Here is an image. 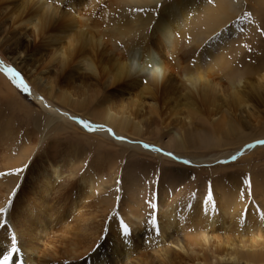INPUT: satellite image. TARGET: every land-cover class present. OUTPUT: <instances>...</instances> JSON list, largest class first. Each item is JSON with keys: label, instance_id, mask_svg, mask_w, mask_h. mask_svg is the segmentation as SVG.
<instances>
[{"label": "rangeland", "instance_id": "obj_1", "mask_svg": "<svg viewBox=\"0 0 264 264\" xmlns=\"http://www.w3.org/2000/svg\"><path fill=\"white\" fill-rule=\"evenodd\" d=\"M71 1L73 2L72 10L68 9L70 8L68 3L61 4L63 5L61 9L69 10L76 18H79L78 15L86 14V10H88L90 13L89 17L92 18L88 20V23L93 19L101 18V20H105V24L107 23V25H110L112 28L113 24L111 20L114 19V26L120 23L121 26L130 28L132 27L130 26L132 25V23L130 24L132 18H128L126 14L129 16V13L135 11L138 13V16L141 17L144 14L157 16L162 7L173 0H160L153 6L143 8L135 5V3H131V5H128L130 4L128 3L125 5V2H129V0ZM78 2L84 3L82 8L76 7L79 4ZM49 3L53 4V1H49ZM157 5H160V7H157ZM38 6L40 5L35 0H0V61H3L6 66L13 67L21 74L25 83L29 86L32 95L44 97V102L46 101L47 104L55 106L61 112H66L78 119L91 122L95 126H102L108 129L110 128L109 126L98 124L88 118V114L93 111V106H90L88 111L79 108H65L56 101L55 97L57 95L59 96L60 93L70 95L71 99L78 101L86 97L88 102L95 104L98 99L107 102L110 99L106 100V97L110 96L113 97L111 102L116 105L115 109H117V107L121 109L122 103L123 107L125 105L124 110L126 111V115L127 113L129 114L130 121L138 124V129L141 131L139 136H135L134 134L131 135L130 133L122 135L110 128L113 130L115 136L125 139L120 141L108 134L107 137L110 139L111 143H107L108 140L96 137L107 131L97 129L89 133L75 121L65 116V120L69 124H61L62 120L59 123L53 124L46 133L45 139L39 143V145L37 144L40 139V133L37 134L38 141L36 145L31 147L32 153L29 160L26 162L27 168L19 175H13L20 180L17 185L21 186L23 180L26 181V183L28 182L27 179L31 177L29 175L27 176L26 170H29L28 166L34 161L37 155L43 152L45 146L55 141L56 144L68 147L65 149V155L69 157L68 166H61V168H63L61 169L62 173H64L61 175L62 177L58 178L56 183H62V181H67L68 179L70 180L69 176L74 172H76V175H74L75 177L71 180H75L79 173L85 172L90 174L93 184L91 182L88 183V185L92 187L94 196L87 199L84 204L88 207L84 206V208L78 212L83 214L92 212L93 209H91L90 204L97 196V199H102L103 203L108 201V204H112L110 212L106 213V218L103 217V214L97 219L98 222L103 220V223L105 225L107 224L103 229L105 231H108L110 227L114 229L113 231L115 233H117V231L123 233L121 224L124 223L129 227V232H133L135 237L140 235L141 239L144 240L145 238H143L142 234L151 236L152 231L153 233L155 231L146 222L148 213L151 209L145 201L153 196L155 197L153 203L157 204L159 227L161 225L159 222L161 218L159 213L171 205H176L180 209L185 206L188 209L198 207L199 214L197 213V216L201 218L205 217L204 208L212 211L213 214L216 215H213L217 217V221L214 224L215 229L211 228L213 232L210 229H204L200 235L198 233L200 224L194 226L192 223L187 222V217V220L183 218L184 224L180 228V236H177L178 241H175L176 237L169 240L164 237L160 238L159 233H154L158 238L156 239L152 235V239H149L152 240L150 244L154 246V251L151 250V248L150 250L147 249V251H142L138 254L135 253L136 255L133 253L135 259L131 257L133 262L129 261V264H134L143 258L156 254H163L168 249H172V257H176L175 260L172 259V262L168 264H264V247H262L264 246V220L261 219V214H264V146L258 145L253 149L244 151L235 161L231 159L233 155L240 152L246 145L252 144L258 140H264V90L261 88L264 87V82H261L262 85L258 84L259 75L262 73H258V69L262 66L264 68V35H261L260 31H258V29H264V0H213L212 3H210L209 0H201L200 5L199 0H196V12L187 24L179 27L181 28L180 31H182L181 39L178 37V41H182V44L178 42L179 47H182H180L181 51L178 52L180 54L175 53L180 49H175L174 54L172 52H169V54L167 52L162 53V59L168 61L173 67L171 71L172 80L178 85L182 80L179 74L181 72L180 67L184 65H186L184 68L193 73L195 69L199 67L201 69L199 72H202L201 74L204 80L207 77L209 80L213 79L220 82L223 86L235 80L233 83H235L237 88L239 87L238 89L245 96L246 102L237 108L223 106L221 109L222 113L217 112L218 115L216 114L214 117L212 116L209 118L203 117V115L197 116L196 114L199 112H192L188 109L183 110V112L177 116H175L177 112L173 113V116L170 115L171 111L167 109L163 102L156 98L157 96L154 91L143 90V88H148L143 82L137 81L135 86H131L130 90L127 89L128 91L123 86L119 85L114 86V90L112 89L113 91H107L102 90V86L97 84V81L94 79L89 80V82L86 80L87 83L81 85L78 84V82L74 83V80L70 83L69 80L60 78L58 73L60 64L57 60L54 59V61L51 62L53 64L50 63L47 67L45 66L48 63L49 57H46V55L50 52V48H42V51L40 49L37 52L34 48L37 44L34 45V38L30 30L22 34L18 31L16 24L15 27H11L12 21L19 15L21 9L29 11L36 9ZM245 12L250 14V19L243 18ZM104 13L107 14L106 19ZM10 15H13V17H9ZM225 15L230 17L227 19L225 25L233 27V29L235 28L232 31L234 33H231L232 38L230 37L226 42L224 52H216V50H214L210 52L207 59H203L200 52L202 51V46H204L202 44H205L204 37L211 36V34L207 32V28L216 24L218 19H223ZM209 19L213 21L211 22ZM14 28L17 34L13 33ZM101 29L105 30V25L102 26ZM146 31L147 30H143L140 33L136 32L137 36H132L138 39L142 35H145L147 33ZM200 31H204L203 34ZM149 33H151V27L148 29V35ZM192 33L194 34L192 35ZM196 38L198 40H196ZM193 41L196 42L193 43ZM21 43L24 46H22ZM114 44L118 50L122 51L124 46L123 41L119 39ZM40 52L43 54L41 55ZM182 52L184 53L182 54ZM181 55H183V58ZM217 56H219L218 58L224 57V59H217L220 60L219 63V61H216ZM46 58L48 59L46 60ZM180 60L184 61L181 62ZM202 60L207 62L205 66L201 63ZM211 61H213V63ZM224 61L226 64L225 66ZM178 63H180L181 66ZM178 70L179 73H177ZM79 74L80 75L76 74L74 78L82 75L90 76L87 72H80ZM207 78L206 80H208ZM43 91L53 97L54 103L52 99L48 100L47 97H45L46 95H43ZM113 94L116 96H113ZM134 103L137 104L135 105ZM46 109L47 108L40 105L38 101L34 100L29 94L18 90L11 82L9 76L4 71L0 70V145L2 148L9 146L8 149L12 151L7 150V153L10 151V154H16L20 144L23 141L26 142L28 132L33 131V134L36 133V129L40 128L47 117H49L48 110ZM149 109L157 110L155 111L157 114L152 113L151 110L150 113ZM111 113H113V111H111ZM190 114L192 116L187 117ZM222 114L227 116L226 119L229 121L228 126L224 127L222 123H220L221 116H224ZM192 129H202L208 134V140H191L189 144L187 143L186 149L183 150L176 151V149L168 150L164 148L165 145L163 142H167L166 140H168V138L170 139V136L188 138L186 133L193 132L194 130ZM209 130L212 131L210 132ZM213 133L215 135H213ZM166 134L170 135L167 136ZM160 138L163 140L162 143L159 141ZM142 144H149L161 148L164 152L172 153L177 159H172V157L165 156L162 153L146 150L141 146ZM60 157H64V155ZM190 158L197 160L196 162H190ZM198 159L202 161L198 162ZM184 160H188L190 163L187 165L182 163ZM219 161H225V163H219ZM99 164L101 176H96L94 167ZM85 165H87V167H85ZM24 166L25 165H21L19 168ZM12 169L1 171V173L4 172L6 175H0V177L3 178L5 176L6 178H10L7 173L14 172L18 168ZM25 173L26 176L24 175ZM192 176H195L196 179L192 180ZM245 178H250L251 180L252 187L250 191L252 192V196L248 197L245 195V198L241 199L240 193L243 191L246 194L248 191L243 185V180ZM60 179L62 180L61 182L59 181ZM117 180L121 181L120 185L116 184ZM128 180H130V182ZM26 183L24 182V184ZM128 184L133 185L130 201L133 202V206L135 207L134 210L125 206L126 198H128L125 186ZM17 185L16 192L18 190ZM117 187L121 188L120 192L116 191ZM209 190L213 192L212 203L206 202ZM12 191L13 188L6 196L7 198L3 206L7 204L8 197ZM229 196L232 198H228ZM53 197L52 193L50 198ZM117 197H120V199L117 200ZM233 197L235 200H233ZM135 198L138 201H135ZM227 199L232 200L228 203ZM230 204H232V206H230ZM245 207L248 208V215L243 227L239 228L237 224H240L238 223L240 213ZM223 208H228V211ZM136 210L140 211L139 220L133 218L134 215H126L127 212ZM95 215L96 214H94V216ZM171 231L173 232L174 230L172 229ZM171 231L168 232L169 235H172ZM203 237L206 238L205 243L202 240ZM52 238L53 237H50V240ZM127 238L128 237H124V240ZM256 238H259L258 241H256ZM196 239L199 240L196 241ZM191 240L195 242H191L192 245L189 248L193 250V254L191 256L192 258L188 257L187 259L186 255L180 251V248L182 247V249L187 252L183 243L186 241L190 242ZM251 241L253 243H251ZM226 243L229 245L232 243V246L238 249V256L242 258V260L238 261L239 263L237 261L234 263L229 262L227 259L224 260L221 258V252L227 246ZM144 244L145 241H143V245ZM1 247L3 246H0V248ZM135 247L136 245H133L129 250ZM195 254L198 255V257ZM217 255L218 257H216ZM219 257L220 259H218ZM255 261L257 263H255Z\"/></svg>", "mask_w": 264, "mask_h": 264}, {"label": "bare ground", "instance_id": "obj_2", "mask_svg": "<svg viewBox=\"0 0 264 264\" xmlns=\"http://www.w3.org/2000/svg\"><path fill=\"white\" fill-rule=\"evenodd\" d=\"M35 1H37L40 6L29 11L21 9L19 15H17V17L12 21L11 27H15L16 24L18 31H20L22 34H25L27 30H30L34 38V45L37 44L34 46L37 52L40 49L42 51V48H50V52L46 55V57H49L50 60L46 58V60L48 59V63H45L46 65H44L47 67V65H50L54 59L57 60L60 64L58 68L59 77L69 80L70 83H72L74 80V83L78 82V84L84 85L87 83L86 80L89 82V80L94 79L97 81V84L102 86V90L111 91L116 85L123 86L126 90H130L131 86L136 85L137 81L143 82L148 87L143 88V90L154 91L155 95L157 96L156 98L163 102L167 109L171 111V113L169 112L170 115L177 112L175 116L181 114L183 110L188 109L192 112H199L196 114L197 116L203 115V117L205 116L209 118L212 116L214 117L217 112H221L223 106L237 108L246 102L245 96L238 89L239 87L237 88L235 83H233L235 80H232V83L226 86H223V84L213 79L209 80L207 77L206 78L208 80H206V78L204 80L201 74L202 72H199V70H201L199 67H197L193 73L190 70L184 68L186 65L182 67L181 64L178 63L181 66H178L181 68H179L181 72L179 73L178 70L177 73L180 74L182 80L180 81L179 85L172 80L171 71L173 67L168 63V61L162 59V53L167 52L169 54V52H172L174 54L175 49H180L181 46L179 47L178 42L181 43L182 41H178V37L181 39L182 31H180L181 28L179 27L181 25L183 26L184 24H187L193 14L196 12V0H173L172 2L166 4V6L162 7L157 16L144 14L141 17L138 16V13L133 11L129 13V16L126 14L128 18H132L130 22V24L132 23V25H130L132 27L130 28H127V26H125V28L121 26L120 23H117V26H114V19L111 20V23L113 24L112 28L110 25H107V23L105 24V20H101V18L93 19L90 23H88V20L92 19L89 17L90 13L88 10H86V14L78 15L79 18H76L75 15L69 10L61 9L59 6L61 4L68 3L70 6L68 9L72 10L73 2L71 0H59V4L57 3V0ZM49 1H53V4L49 3ZM159 1L160 0H129V2H125V5L128 3H130L128 5L135 3V5L143 8L153 6ZM78 3L79 4L76 7L82 8L84 3ZM200 4L201 0H199V5ZM104 15L106 19L107 14L104 13ZM228 15H225L223 19H218L216 24L207 28V32L211 34L210 37H214L217 33H220V35L218 39H210L209 36L206 38L203 36L205 44L201 43L204 46H202V51L200 52L203 59H207L210 55V52L214 50H216V52L225 51L224 49L226 42L231 37V33H234L232 31L235 29L225 25L227 19L230 18ZM9 17H13V15H10ZM212 21L213 20H211V22ZM104 25L105 30H102L101 27ZM150 27L151 33L148 35V29ZM143 30H147V33L138 39L132 36H137L136 32L140 33ZM13 33L17 34L15 28L13 29ZM193 34L194 33H192V35ZM197 38L196 40H198ZM119 39L123 41L124 46L122 51L118 50L114 44ZM195 42L193 41V43ZM180 51L181 49L175 53L180 54L178 53ZM183 53L184 52H182V54ZM42 54L43 53H41V55ZM181 56L183 58V55ZM218 57L219 56L216 57V61H219L220 63V60L224 59V57H220L221 59ZM175 61L178 62L177 60ZM211 62L213 63V61ZM201 63L205 66L207 62L202 60ZM225 65L226 64L224 61V66ZM56 68L57 67L55 66V69ZM80 72H87V74L90 76L82 75L74 78L76 74L80 75ZM259 72L262 73L259 75L260 78L258 80V84L262 85L261 82H264L263 66L258 69V73ZM261 88L264 90V87ZM29 95L34 98V100L38 101L40 105L44 106V101L36 99L37 97L31 93H29ZM43 95H46L45 97H47L48 100L52 99L54 103V99L50 96V94L43 91ZM113 96L116 95L113 94ZM55 98L56 101L65 108H79L88 111L89 107L93 106V111L88 114L89 119L98 124L109 126L115 132L122 135L129 133L131 135L134 134L135 136L140 135L141 130L139 131L138 124L130 121L128 113L126 115V111L124 110L125 105L123 107L122 103L121 109L118 107L115 109L116 105L111 102L113 97H106V100L110 99L108 100L109 102L100 101L98 99L95 104L88 102L86 97L78 101L71 99L70 95H64L63 93H60V95H57ZM46 110H48L49 117H47L40 128L36 129V133L33 134V131L28 132L26 142L23 141L20 144L16 154L9 153L12 151L11 149H8L9 146L2 148L0 145V148H2L0 149V173L3 170H11L12 168L15 169L19 168L21 165H26V162L29 160L32 153L31 147L36 145L38 141V133H40V139L37 145H39V143L45 139L46 133L53 124L59 123L61 120V124H69L65 120V116L60 115L61 111L55 106L51 105V107L47 108ZM150 110L152 113L157 114V112L155 113L157 110L149 109V111ZM111 111H113V113H111ZM189 116L192 115L190 114L187 117ZM221 117V120L219 119L220 123H222L224 127L228 126L229 121L226 119L227 116L224 115ZM192 130L194 131L186 133L188 138L170 136V139L167 137V142H163L161 138L159 141L160 143H164V148L168 150L176 149L177 151L186 149L187 143L189 144L191 140H208V134L202 129ZM209 131L211 132L212 130ZM166 135L168 136L170 134ZM213 135L215 134L213 133ZM107 136L108 132H103L96 137H101L102 139L108 140L107 143H111ZM67 148L68 147L61 144H56L55 141L51 142L45 146L43 152L37 155L34 161L30 163L28 166L29 170H26L27 176L29 175L31 177L27 179V183L24 180L21 182L22 184L19 186L13 200V207L10 209L7 216L8 226L17 236V246L20 250L18 256L14 254L13 260L10 261V264H129V261L133 262V259H135L133 253L138 254L142 251H147V249L150 250L151 248V250H153L154 246L150 244L152 240L149 239H152V235L157 239L158 237L154 234L156 232L153 233L152 231L151 236L142 234L143 238H145L143 240L141 239L140 235L135 237L133 232H129L128 235L130 236H125L119 231L115 233L113 231L114 229L110 227L108 231L103 230L107 224L105 225L103 220L98 222L97 219L103 214V217L106 218V213L110 212L112 204H108V201L103 203L102 199H97V196V198L90 204L91 209H93L92 212L85 214L78 212L79 210H82L84 206L88 207L84 204L86 203L87 199L94 196L92 187L88 185V183L91 182L93 184V181L91 175L85 172L79 173L75 180H71L73 177H75L74 175H76V172H74L69 176L70 180L68 179L67 181H62L60 179L59 181H62V183H56L58 178L62 177L61 175L64 173H62L61 169L63 168H61V166H68L69 157L65 155V149ZM7 150L10 151L7 153ZM242 150L244 152L248 149L243 147ZM61 155H64V157H60ZM196 160H193L192 158L189 159L190 162H196ZM201 161V159H198V162ZM99 166L100 164L96 165V167L93 166L95 168L94 172L96 173V176H101ZM24 175L26 176V173ZM8 176L10 178H6L5 176L3 178L0 177V207L3 206L7 198L6 196L10 190L12 188L16 189V185L20 182L18 177L15 178L13 175ZM128 181L130 182V180ZM24 182L26 184H24ZM125 189L128 193L125 206L131 210H134L135 207L133 206V202L130 201L133 185L128 184L125 186ZM52 193L54 197L50 198ZM228 198L232 197L229 196ZM231 200L232 199H227L228 203L229 201L231 202ZM233 200H235V198ZM135 201L138 200L135 198ZM230 206H232V204H230ZM204 210L205 217L201 218L197 216V213L199 212L198 207L188 209L185 206L184 208L180 209L176 205H171L165 208L161 211V213H159L161 217L159 219V222L161 223L159 227V237H164L165 239L169 240L176 237L175 241H178L177 236L180 234V228L184 224L183 218H186L185 220H187V217V222L192 223L194 226L200 224L198 229V233L200 235L204 229H210L213 232V229L211 228H214L217 217H214L216 215H214L212 211L205 208ZM226 210L228 211V208ZM94 214L96 215L94 216ZM128 214L134 215L133 218H136V220H139L140 218V211L138 210L127 212L126 215ZM110 220L113 221L112 219ZM237 225L239 228L243 227V225ZM172 229L174 230L173 232L171 231ZM169 231L172 232V235L168 234ZM50 237L53 238L50 240ZM124 237L128 238L124 240ZM258 239L256 241H258ZM198 240L196 239V241ZM202 240L204 243L206 242V238L203 237ZM143 241H145L144 245ZM191 242L195 243L192 240L190 242L186 241L183 243L184 247L187 249V252L184 251L182 247L180 248V251L186 255L187 259L188 257L192 258L191 256L193 254V250L189 249L192 245ZM251 243L253 242L251 241ZM133 245H136V247L132 250H129ZM0 246H3L0 248V259H2L3 254H6L7 250L10 249V236L4 229H0ZM221 254V258L224 260L227 259L229 262L234 263L236 261L238 262L242 260V258L238 256V249H236L235 246H232V243L231 245L227 244L224 250H222ZM196 256L198 257V255ZM131 257L134 258L132 259ZM216 257H218V255ZM172 259L175 260L176 257L173 258L172 249H168L163 254H156L154 256L143 258L134 264H168L172 262ZM218 259H220V257ZM255 263L257 262L255 261Z\"/></svg>", "mask_w": 264, "mask_h": 264}, {"label": "snow or ice", "instance_id": "obj_3", "mask_svg": "<svg viewBox=\"0 0 264 264\" xmlns=\"http://www.w3.org/2000/svg\"><path fill=\"white\" fill-rule=\"evenodd\" d=\"M209 2L212 3L213 0H209ZM57 3L59 4V0H57ZM59 6L63 7V5H59ZM157 7H160V5H157ZM243 18L244 19H250L251 17H250L249 13L245 12L243 14ZM258 31H260L261 35H264V29H258ZM219 35H220V33H217L214 37H210V39H218ZM0 70L4 71L9 76L11 82L14 84V86L18 90H20L21 92L26 93V94L30 93L29 86L23 80L21 74L19 72H17L13 67L6 66V65H4L3 61H0ZM36 99H38L40 101H44V97H42V96L37 97ZM44 107L50 108L51 105L47 104V102H44ZM60 115L67 116L69 119L75 121L85 131H87L89 133L99 129L102 131H107L109 135L114 136V138L117 140L123 141L125 139L122 137L115 136L113 133V130L110 128L105 129L102 126H95L91 122H87V121H84L82 119H78L77 117L71 116L70 114H68L66 112H61ZM258 145L264 146V140L255 141L254 143L248 144L245 147L247 149H253ZM141 146L146 150H151V151L156 152V153H162L165 156H171L173 159H177V157H175L172 153L164 152L163 149H161V148H157V147L151 146L149 144H142ZM242 154H243V150H241L240 152H237L235 155H233L231 157L232 161L237 160V158ZM182 163L187 165L190 162L188 160H184V161H182ZM219 163H225V161H219ZM85 167H87V165H85ZM26 168H27V165H25L22 168L16 169L14 172L7 173V175H19ZM0 175H6V174L0 173ZM191 179L195 180L196 177L192 176ZM116 184L120 185L121 181L117 180ZM243 185H244L245 189H247L248 191L246 192V194H245V192L242 191L240 193V198L244 199L245 195H247L248 197H251L252 192L250 191V189L252 187V183H251L250 178H245L243 180ZM17 188H19V185H17ZM116 191L120 192L121 188L117 187ZM15 195H16V189H13L12 193L8 197L7 204L3 207H0V229L6 230L8 232V235L10 236V249L7 250L6 254H3L2 259H0V264H10V261L13 260L14 254L18 256L19 251H20L18 246H17L18 238L14 234L13 230L8 226V219H7V216H8L10 209L13 207V199H14ZM154 198L155 197L153 196L152 198L145 201V203H147L149 208L151 209V211L148 213V217H147L146 222L158 234L159 233V224H158L157 204L153 203ZM119 199H120V197H117V200H119ZM212 201H213V192L211 190H209L207 193V201L206 202L212 203ZM247 215H248V208L245 207V209L240 213L239 223L241 225H243L245 223ZM261 219L264 220V214H261ZM121 229H122V232L125 236H127L129 234V227L126 224L122 223Z\"/></svg>", "mask_w": 264, "mask_h": 264}]
</instances>
